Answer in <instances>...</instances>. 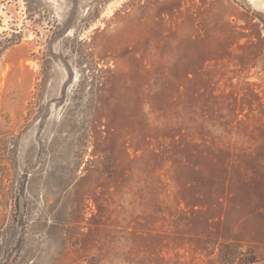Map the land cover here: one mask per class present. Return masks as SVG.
Returning a JSON list of instances; mask_svg holds the SVG:
<instances>
[{
	"label": "rangeland",
	"instance_id": "374dc122",
	"mask_svg": "<svg viewBox=\"0 0 264 264\" xmlns=\"http://www.w3.org/2000/svg\"><path fill=\"white\" fill-rule=\"evenodd\" d=\"M0 264H264V0H0Z\"/></svg>",
	"mask_w": 264,
	"mask_h": 264
}]
</instances>
